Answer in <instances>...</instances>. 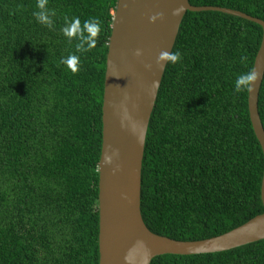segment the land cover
Wrapping results in <instances>:
<instances>
[{
    "label": "trees",
    "instance_id": "16d2710c",
    "mask_svg": "<svg viewBox=\"0 0 264 264\" xmlns=\"http://www.w3.org/2000/svg\"><path fill=\"white\" fill-rule=\"evenodd\" d=\"M118 0H0V264H100L99 160L106 62ZM264 19V0H189ZM71 30L95 28L76 50ZM263 27L187 11L151 115L142 166L148 228L178 240L223 234L264 212V154L234 81L253 70ZM78 59L73 72L62 60ZM264 126V79L259 95ZM150 264H264V239L220 252L163 254Z\"/></svg>",
    "mask_w": 264,
    "mask_h": 264
},
{
    "label": "water",
    "instance_id": "95a60500",
    "mask_svg": "<svg viewBox=\"0 0 264 264\" xmlns=\"http://www.w3.org/2000/svg\"><path fill=\"white\" fill-rule=\"evenodd\" d=\"M214 10L254 21L263 38L253 70L260 73L249 91L248 107L264 154V126L259 95L264 79V19L241 10L189 0H118L106 62L103 96V137L99 160L100 264H150L163 254L220 252L264 239V212L223 234L178 240L151 231L141 210L142 166L148 127L166 64L162 51L172 53L187 11ZM163 16L150 21L156 13ZM142 54L137 56L136 50ZM151 65V68L147 67ZM252 70V71H253ZM264 205V174L261 187Z\"/></svg>",
    "mask_w": 264,
    "mask_h": 264
},
{
    "label": "clouds",
    "instance_id": "9594fccd",
    "mask_svg": "<svg viewBox=\"0 0 264 264\" xmlns=\"http://www.w3.org/2000/svg\"><path fill=\"white\" fill-rule=\"evenodd\" d=\"M36 11L33 12V16L36 19V22L39 24L44 25L45 27L51 29L53 27V20L52 17L55 16V11L50 10L48 8V0H37L36 2ZM163 16L162 13H156L149 17L150 21L155 22L158 18ZM79 24L78 18H73L72 21L65 22V27L62 29V32L65 37L68 38L69 41L75 39L76 40V50L78 52H87L92 47H94V37L96 35V29L93 28L91 31L88 29L89 24H95L94 20L85 21L84 26L82 28L77 29L76 31H72V25ZM137 56L142 54L141 49H137L136 53ZM77 57L74 55H70L69 57L62 60L66 66H68L73 72L77 69L74 66V63L77 61ZM181 60V54L179 52L170 53L167 51H162L157 59V64H166L172 63L175 64ZM147 67L151 68V65H147ZM260 78V73L256 71H250L248 73H242L236 77L234 81V91L236 93H240L245 89L251 91L254 89L255 82Z\"/></svg>",
    "mask_w": 264,
    "mask_h": 264
}]
</instances>
